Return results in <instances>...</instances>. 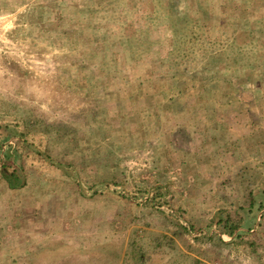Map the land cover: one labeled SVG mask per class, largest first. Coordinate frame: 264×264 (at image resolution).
I'll return each mask as SVG.
<instances>
[{
	"label": "rangeland",
	"instance_id": "obj_1",
	"mask_svg": "<svg viewBox=\"0 0 264 264\" xmlns=\"http://www.w3.org/2000/svg\"><path fill=\"white\" fill-rule=\"evenodd\" d=\"M9 132L0 264H264V0H0Z\"/></svg>",
	"mask_w": 264,
	"mask_h": 264
},
{
	"label": "trees",
	"instance_id": "obj_2",
	"mask_svg": "<svg viewBox=\"0 0 264 264\" xmlns=\"http://www.w3.org/2000/svg\"><path fill=\"white\" fill-rule=\"evenodd\" d=\"M163 61H162V64L165 63V61L164 62ZM173 82H174V79L171 78V83H173ZM201 96H199V98L202 99ZM0 137H6L5 139L0 140V146L3 147V145L10 138L14 137V135H13V133L9 132V133H5L4 135L0 134ZM4 152L5 153L3 154L2 161H1L2 162L1 172H2L3 177L7 180L8 184L10 185L11 188L22 187L25 184L24 179L17 174L16 170L9 171V169L7 168V165H5V163H6L5 160L7 158L6 157V150ZM139 193H140V197L144 196L145 194H149L148 199L151 200L152 203L160 205V206L162 204H164L165 202H167L166 201L167 195H165L163 193V191H161L160 186L153 187L149 191H146V190L143 191L142 190V191H139ZM123 196L124 197H130L131 195H130V193L128 194L125 192V193H123ZM216 223L217 224H223V233L225 232V233L232 235V236L235 235L236 230H238L241 226L239 219L234 218L230 212L225 214L224 217H218ZM188 231H190L191 233H194V225H191L189 227ZM199 233H201V232H199Z\"/></svg>",
	"mask_w": 264,
	"mask_h": 264
},
{
	"label": "crops",
	"instance_id": "obj_3",
	"mask_svg": "<svg viewBox=\"0 0 264 264\" xmlns=\"http://www.w3.org/2000/svg\"><path fill=\"white\" fill-rule=\"evenodd\" d=\"M5 251H6V250H5ZM4 253H6V252H4V251H3V253H2V252H0V254H4ZM14 264H16V263H14Z\"/></svg>",
	"mask_w": 264,
	"mask_h": 264
}]
</instances>
